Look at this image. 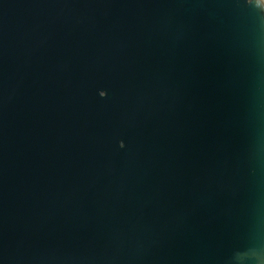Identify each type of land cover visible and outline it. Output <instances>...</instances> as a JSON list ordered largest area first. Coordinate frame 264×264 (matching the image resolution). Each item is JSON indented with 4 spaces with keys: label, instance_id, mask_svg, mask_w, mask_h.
<instances>
[{
    "label": "water",
    "instance_id": "1",
    "mask_svg": "<svg viewBox=\"0 0 264 264\" xmlns=\"http://www.w3.org/2000/svg\"><path fill=\"white\" fill-rule=\"evenodd\" d=\"M0 264H264V0H0Z\"/></svg>",
    "mask_w": 264,
    "mask_h": 264
}]
</instances>
